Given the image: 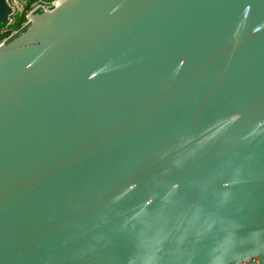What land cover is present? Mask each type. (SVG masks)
Wrapping results in <instances>:
<instances>
[{"label":"water","instance_id":"95a60500","mask_svg":"<svg viewBox=\"0 0 264 264\" xmlns=\"http://www.w3.org/2000/svg\"><path fill=\"white\" fill-rule=\"evenodd\" d=\"M0 264H264V0H64L0 43Z\"/></svg>","mask_w":264,"mask_h":264},{"label":"built area","instance_id":"2783aa9c","mask_svg":"<svg viewBox=\"0 0 264 264\" xmlns=\"http://www.w3.org/2000/svg\"><path fill=\"white\" fill-rule=\"evenodd\" d=\"M12 7V13L7 17V20L11 15L21 9L23 6H27L28 10L25 14V20L23 21L20 27H27L31 20V16L37 11H50L53 8L60 5L64 0H7ZM3 26L0 23V32L3 31ZM17 29L10 32L7 36L0 39V43L8 41L9 38L13 36V32Z\"/></svg>","mask_w":264,"mask_h":264},{"label":"trees","instance_id":"16d2710c","mask_svg":"<svg viewBox=\"0 0 264 264\" xmlns=\"http://www.w3.org/2000/svg\"><path fill=\"white\" fill-rule=\"evenodd\" d=\"M27 10L28 8L25 5L17 12H15L13 15H11L8 20L6 19L3 22H1V25L4 28L3 31L0 32V39L2 37L7 36L13 30L18 29L22 25L23 21L25 20V14Z\"/></svg>","mask_w":264,"mask_h":264},{"label":"rangeland","instance_id":"374dc122","mask_svg":"<svg viewBox=\"0 0 264 264\" xmlns=\"http://www.w3.org/2000/svg\"><path fill=\"white\" fill-rule=\"evenodd\" d=\"M39 12H41V11H37L36 13H39ZM30 22H31V20H30ZM30 22H29V24H30ZM29 24H28V25H29ZM28 25H27V26H28ZM26 28H27L26 26H25V27H19L15 32H13V36H12V37H14V36L17 35L19 32H21L22 30H24V29H26ZM12 37H11V38H12ZM11 38H9V39H11ZM9 39H8V40H9Z\"/></svg>","mask_w":264,"mask_h":264}]
</instances>
